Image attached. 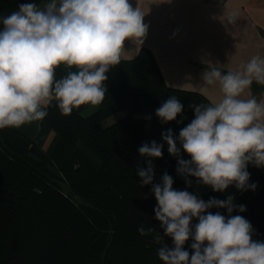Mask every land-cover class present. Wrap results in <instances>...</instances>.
Segmentation results:
<instances>
[{
  "label": "trees",
  "instance_id": "obj_1",
  "mask_svg": "<svg viewBox=\"0 0 264 264\" xmlns=\"http://www.w3.org/2000/svg\"><path fill=\"white\" fill-rule=\"evenodd\" d=\"M41 0H0V17L18 10L24 3ZM68 69L60 66L57 78ZM107 92L97 110L83 115V105L64 115L56 101L47 107L42 129L31 138L13 127L0 129V264H163L158 249L173 247L155 219L157 201L152 185L141 186L137 167L154 165L153 183L166 172L175 190H187L207 202L210 198L233 197L241 215L253 228L252 239L264 233V167L247 165L248 185L238 190L231 185L223 192L198 184L195 177L177 172L178 159L190 160L179 143L181 129L195 118V106L211 101L202 93L166 84L153 52L141 48L131 59L123 58L106 74ZM175 96L183 105L176 120L163 123L156 110ZM125 108L127 114L104 126L103 121ZM171 129L177 138L180 157L168 152L162 133ZM54 131L48 148L42 143ZM162 144L161 158L141 156L142 144ZM239 205L245 211L238 210ZM226 217L227 209L212 208ZM198 220L195 218L192 224ZM155 227V233L141 236L138 229ZM191 239L185 250H191Z\"/></svg>",
  "mask_w": 264,
  "mask_h": 264
},
{
  "label": "clouds",
  "instance_id": "obj_2",
  "mask_svg": "<svg viewBox=\"0 0 264 264\" xmlns=\"http://www.w3.org/2000/svg\"><path fill=\"white\" fill-rule=\"evenodd\" d=\"M141 8L130 0H50L43 7L24 3L0 17V129L42 120L46 108L56 101L69 115L83 105L100 104L107 92L110 68L119 65L125 42L139 47L148 25ZM235 22V17L229 19ZM68 71L57 78L56 70ZM204 90L218 86L220 98L195 106V118L179 132V143L191 159H178L177 172L195 177L198 184L223 192L234 185H248L247 165L264 167V99L248 96L253 82L264 85V57L253 56L239 70L226 74L216 68L203 75ZM183 105L173 96L156 110L163 123L176 120ZM172 156L180 157L177 138L171 129L162 133ZM163 145L152 141L139 147L141 156L161 158ZM141 186L152 185L157 201L155 219L173 247L158 249L163 264H264V242L252 239L251 223L231 215L237 205L233 197L210 198L207 202L187 190H175L166 172L153 183L154 165L137 167ZM227 209L229 215L208 211ZM240 212L245 211L239 205ZM198 220L195 225L193 219ZM141 236L161 234L155 227L138 229ZM191 239V250L185 244Z\"/></svg>",
  "mask_w": 264,
  "mask_h": 264
},
{
  "label": "crops",
  "instance_id": "obj_3",
  "mask_svg": "<svg viewBox=\"0 0 264 264\" xmlns=\"http://www.w3.org/2000/svg\"><path fill=\"white\" fill-rule=\"evenodd\" d=\"M50 0H41L43 7ZM141 8L148 30L137 47L125 42L123 58L131 59L149 48L170 87L202 93L218 100V86L204 90L203 75L212 67L222 74L239 70L253 56L264 57V0H130ZM235 17V22L229 19ZM248 96L264 99V85L253 82ZM47 111V108H46ZM42 120L15 128L31 138L42 129ZM47 142L50 145L54 134ZM260 241L264 242V233Z\"/></svg>",
  "mask_w": 264,
  "mask_h": 264
},
{
  "label": "rangeland",
  "instance_id": "obj_4",
  "mask_svg": "<svg viewBox=\"0 0 264 264\" xmlns=\"http://www.w3.org/2000/svg\"><path fill=\"white\" fill-rule=\"evenodd\" d=\"M97 108H98V105H91V106L87 107L86 109H84L82 114L85 116L90 115L95 110H97ZM126 114H127V110L125 108H123V109L119 110L118 112L114 113L113 115L109 116L108 118H106L103 121V124H104V126L110 125V124L116 122L117 120H119L120 118H122L123 116H125ZM51 134H55L54 131H49L47 133V136L43 140L42 145L44 148H48L49 145H47V142L50 139V137L52 136ZM52 140H53V138H52Z\"/></svg>",
  "mask_w": 264,
  "mask_h": 264
}]
</instances>
